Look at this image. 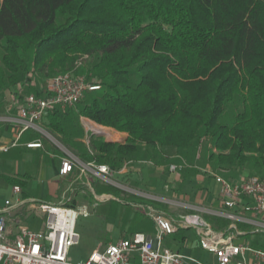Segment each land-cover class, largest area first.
Wrapping results in <instances>:
<instances>
[{"label":"trees","instance_id":"trees-1","mask_svg":"<svg viewBox=\"0 0 264 264\" xmlns=\"http://www.w3.org/2000/svg\"><path fill=\"white\" fill-rule=\"evenodd\" d=\"M1 45L18 56L7 79L20 89L32 74L49 75L53 57L55 74L70 71L77 54L91 57L83 76L99 89L48 110L42 126L80 160L117 171L140 146L143 159L182 143L193 155L209 139L220 162L264 177V0H0ZM79 116L126 132L125 141L91 135L89 154ZM2 176L23 188L31 177ZM93 188L121 200L116 186Z\"/></svg>","mask_w":264,"mask_h":264},{"label":"built area","instance_id":"built-area-1","mask_svg":"<svg viewBox=\"0 0 264 264\" xmlns=\"http://www.w3.org/2000/svg\"><path fill=\"white\" fill-rule=\"evenodd\" d=\"M99 87L74 71L60 72L48 79L41 95H25L21 104L6 105L5 114L0 115V123L14 134L8 143H0V152L17 146L26 131L41 134L60 149L58 176L64 180L58 201L29 202L32 211L43 215L41 229L34 230L17 217L9 220L7 214L23 209L25 200L7 198L0 202V264H201L189 255L161 246L165 235L187 229L195 231L200 247L213 254L217 264H264V177L243 174L229 178L208 170L218 188V206L187 204L185 212L176 218L150 204L132 203L151 219L153 233L135 231L115 242L100 244L86 260H69V248L79 241L76 217L86 213L87 208L86 203L77 204V199L87 196L90 190L94 200H108L110 196L96 194L92 184L117 187L115 171L108 164L80 160L42 127L41 120L48 110L75 107L86 91ZM24 145L42 147L39 138ZM86 147L92 154L89 137ZM171 167L174 170L176 166ZM11 190L19 194L21 188L14 185ZM207 217L215 219L216 224ZM248 234L255 236L252 243L257 247L242 239Z\"/></svg>","mask_w":264,"mask_h":264},{"label":"rangeland","instance_id":"rangeland-1","mask_svg":"<svg viewBox=\"0 0 264 264\" xmlns=\"http://www.w3.org/2000/svg\"><path fill=\"white\" fill-rule=\"evenodd\" d=\"M17 57L15 52H11L3 45L0 46V99L5 92L14 89V85L8 83L9 65L7 61L12 60L17 65ZM75 58L76 60H74L75 62L73 61L69 70L76 72L78 75H83V72L90 67L92 59L85 53L77 54ZM56 60L57 58L53 57L47 63L49 75L32 74L30 81L33 84L28 83L23 86L21 92L24 95H28L44 90V83L46 84L53 74L55 75L56 72H59L57 69L60 66ZM16 85H18V82ZM84 120L85 126L83 125V127L89 133L93 131L95 136H99L97 132H104L107 136L99 137L116 142H123L126 139V132L97 124L87 118ZM88 120L91 122L89 121L88 123ZM3 125V123H0V132L3 130ZM38 135L33 137L38 138ZM205 140L206 146L201 145L193 155L190 153L188 143L186 145L182 143L180 148L158 146L157 152L152 153L151 158L143 159L142 154L146 151V147L140 146L123 160L122 166H125V172L118 173L115 171L113 175L117 187L123 191L118 195L121 200L111 198L113 196L105 194L110 196L108 200L96 201L94 200V194L90 190L87 196L77 199V204L86 203L87 208L86 213L82 212L76 217L75 231L79 236V241L78 244L69 248V260L71 262L86 260L100 244L115 242L119 238L129 236L135 231H142L147 234L153 233L154 226L151 219L145 215L141 208L132 207L131 203L151 205L153 202H158L165 205V208L159 207L158 209L177 218L185 212L184 205L198 204L197 198L201 197L206 191H208L207 200L203 202L204 204H208L211 197H216L218 188L207 170L229 178L251 173L248 166L243 171H240L239 169L233 170L229 168L228 163L225 161L220 162L217 158L220 154L219 150L212 145L209 139ZM43 144L45 149L51 151V147L48 148L50 145L48 142ZM182 150L185 151V156L182 154ZM222 153L227 154L228 150L225 149ZM45 156L49 158L47 153ZM43 159H39V156L31 151H25L21 147L11 149L7 153L0 152V201L4 195H9L10 193V184L4 180L3 176L1 177V174L22 175L25 172H29L31 177L26 186L27 192L39 195L46 194V182L52 179L54 174L52 165L49 161L46 159L43 161ZM175 160L180 161L176 162ZM172 165L176 166L174 170L171 167ZM59 185L62 188L63 182H60ZM123 187L132 190H127V192L123 190ZM127 194H132L136 198L122 197ZM140 199L144 202L142 203ZM76 208L78 209V207ZM35 215L39 218L43 217L39 211L35 212ZM242 239L251 244L255 236L248 234ZM235 242H240V240ZM161 246L162 248H170L177 251L189 249L190 256L199 263L217 264L213 254L200 247L198 236L192 229L180 230L178 234L165 235ZM252 246L257 247L253 243Z\"/></svg>","mask_w":264,"mask_h":264},{"label":"crops","instance_id":"crops-1","mask_svg":"<svg viewBox=\"0 0 264 264\" xmlns=\"http://www.w3.org/2000/svg\"><path fill=\"white\" fill-rule=\"evenodd\" d=\"M29 83L33 84V82H31V81H29ZM37 89H40V88H37ZM16 91H19L20 93L22 91L19 88L18 85L14 86V89H12L11 91L9 90V91L5 92L3 94V97L0 99V101L4 102L5 106L10 104V103L14 104V105L21 104V101H18L16 99L17 95H14V93H13V92H16ZM39 92L43 93V90H41V91L39 90ZM22 95H23V98H24V96H25L24 93H22ZM84 119H86V117H83V116H79L78 117V121H79V123H80V125L82 127H83V125L85 123ZM44 120H45V118L43 117L42 120H41V125L43 124ZM89 121L90 120H88L87 122L89 123ZM0 134H1L0 135V143H8L9 141H11L13 139V136H14L13 131L11 130V128H9V127L7 128L5 125H3V130H1ZM35 135H38V134L35 133V132H32V131H26L25 133H23L19 144L17 146H15V147L10 148L8 151H6L4 153H7V152L11 151V149H15L17 147H21L25 151L33 152L35 155L39 156V159L40 158L41 159L45 158L47 161H49V163L53 167L54 176H53L52 179H49L46 182L47 183L46 184L47 193L46 194H40V195L37 194V193L34 194L32 192L29 193V192H27V189H26L27 184H26V186L24 188L19 185L20 188H21V191H20L19 194H13L11 189H12V186H14V185H10V190H9L10 193H9V195H4L2 200L7 199V198L25 200L26 204L23 206V209H21L20 211L12 210V211H10L7 214L8 217H9V220L11 221L12 218H15V217L20 218L23 222H26L32 229L38 230V229L42 228V218L37 217L35 215V212L30 209L31 206H30L29 202H31V201H44V202H56V201H58L59 198H60V193H61V191H62V189L64 187V180H62L58 176L59 157L61 155V151L55 144H53L51 141H49L48 138L45 137V139H47V140L43 139V141H42V138L38 137L40 139L41 143H42V147L41 148H27V147H25L24 143L38 139L36 137H33ZM91 135H94L93 131H90V133H89V131L87 129H85L84 127L82 128V134H81V137L78 139V141L84 146L85 149L87 148L86 147V139L88 137L90 138ZM104 135L107 136L106 133H104ZM97 137H99V136H97ZM99 138H101V137H99ZM104 140L108 141V142H116V141H113V140H110V139L109 140L108 139H104ZM44 142H48L50 144L48 148L51 147L50 148L51 151L45 149V146L43 144ZM117 142H119V141H117ZM46 153L48 154L49 158L45 156ZM45 159H43V161ZM74 172L77 173V170H74ZM117 172L118 173H124L125 172V166H122L119 170H117ZM25 173L29 174V172H25ZM24 174H22V175L15 174V175H8V176L22 178V176ZM1 177H2V174H1ZM60 182H63V187L62 188L59 187L60 186L59 185ZM213 182H214V180H213ZM27 183H28V180H27ZM79 187H82V186H79ZM207 192L208 191H206L204 194H202L201 197L197 198V203L200 204V205H204V206H212V207L218 206L219 205V201L217 199L218 198L217 194H216V197H211V199L209 200L208 204H204L203 203L205 200H207V198H206L207 197ZM22 214H23V217H22ZM207 218H208V220L210 222H212L213 224H216V220L215 219H213L211 217H207ZM11 228L14 230V226L13 225H12ZM174 251H177V250H174ZM178 252H181L183 254H186V255L190 256V250L189 249L186 250V251H178ZM191 264H195V263H191Z\"/></svg>","mask_w":264,"mask_h":264},{"label":"water","instance_id":"water-1","mask_svg":"<svg viewBox=\"0 0 264 264\" xmlns=\"http://www.w3.org/2000/svg\"><path fill=\"white\" fill-rule=\"evenodd\" d=\"M98 135H99V136H104V133H102V132H98Z\"/></svg>","mask_w":264,"mask_h":264}]
</instances>
